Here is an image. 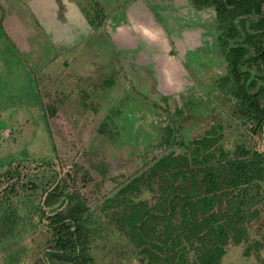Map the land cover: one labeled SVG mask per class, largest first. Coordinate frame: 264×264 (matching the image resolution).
I'll return each instance as SVG.
<instances>
[{
  "label": "rangeland",
  "instance_id": "obj_1",
  "mask_svg": "<svg viewBox=\"0 0 264 264\" xmlns=\"http://www.w3.org/2000/svg\"><path fill=\"white\" fill-rule=\"evenodd\" d=\"M148 4L158 23H147L150 33L130 24L118 32L110 20L107 31L54 35L41 31L35 0H0V174L16 160L34 167L51 159L73 193L63 213L87 207L79 216L87 264H140L109 226L104 200L155 158L184 151L178 142L189 145L215 127V158L219 149L234 157L237 147L250 148L254 164L264 166L263 130L253 132L233 111L220 84L227 65L213 7L191 0ZM55 37L63 39L55 45ZM70 37L78 48L65 57L75 42ZM170 129L178 144L169 142ZM48 176L29 172L38 188H18L9 198L0 189V227L6 206L18 213L14 233L0 234V264H45L51 238L33 206ZM256 186L248 196L258 210L248 239L229 244L220 264H264V178ZM150 196L146 190L137 199Z\"/></svg>",
  "mask_w": 264,
  "mask_h": 264
},
{
  "label": "trees",
  "instance_id": "obj_2",
  "mask_svg": "<svg viewBox=\"0 0 264 264\" xmlns=\"http://www.w3.org/2000/svg\"><path fill=\"white\" fill-rule=\"evenodd\" d=\"M191 1L198 8L213 7L217 39L227 65L220 84L234 101L233 111L251 123L253 132H261L264 0ZM172 131L168 140L177 143ZM217 134L218 129L212 127L189 145L178 142L184 151L155 158L104 200V211L111 209L109 226L134 248L140 264H220L229 244L248 239V223L258 213L248 204V196L264 178V166L254 164L251 155L256 150L250 148L237 147L234 157L219 149L215 158ZM42 160L34 167L14 161L0 174V189L7 198L18 188L36 190L38 184L28 173L40 169L41 178L49 173L40 200L33 206L51 238L45 264H87L88 259L80 254L84 221L79 219L87 207L78 205L63 213L73 193L51 159ZM146 190L151 196L137 199ZM2 218L0 234L13 232L17 208L6 206ZM244 255H249V248Z\"/></svg>",
  "mask_w": 264,
  "mask_h": 264
},
{
  "label": "crops",
  "instance_id": "obj_3",
  "mask_svg": "<svg viewBox=\"0 0 264 264\" xmlns=\"http://www.w3.org/2000/svg\"><path fill=\"white\" fill-rule=\"evenodd\" d=\"M35 1L37 3V10L41 14V27L43 28L41 29V31L50 33L53 32L54 35H57L60 32H77L80 29L93 32L96 27L97 32L104 30L107 31V29L109 28V23L111 21L112 25H110V29H116V31L118 32L128 29L129 24L134 25L135 30L149 33L152 31V29H150L147 23L154 21V23L158 26V23H156L155 21V15L148 4L151 0ZM110 8H112V10ZM90 15L94 17H100L97 20L99 22L98 25H96L97 21L94 22V20H89L88 16ZM106 16L107 18H104ZM73 38L74 37H70V39ZM62 39L63 38L61 37H55L54 44L56 45L57 40L61 41ZM75 40L76 38H74V41ZM92 40L89 44L90 46H92ZM68 47H70V50L68 51V53H64L65 57H68L70 55L71 49L73 47L78 48L77 41H75L73 44H71V46L69 45ZM58 55L62 56V54ZM55 58H57V56Z\"/></svg>",
  "mask_w": 264,
  "mask_h": 264
},
{
  "label": "flooded vegetation",
  "instance_id": "obj_4",
  "mask_svg": "<svg viewBox=\"0 0 264 264\" xmlns=\"http://www.w3.org/2000/svg\"><path fill=\"white\" fill-rule=\"evenodd\" d=\"M262 132L264 133V125H263V131Z\"/></svg>",
  "mask_w": 264,
  "mask_h": 264
}]
</instances>
